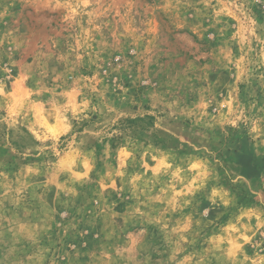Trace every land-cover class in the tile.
<instances>
[{
	"label": "rangeland",
	"instance_id": "1",
	"mask_svg": "<svg viewBox=\"0 0 264 264\" xmlns=\"http://www.w3.org/2000/svg\"><path fill=\"white\" fill-rule=\"evenodd\" d=\"M0 264H264V0H0Z\"/></svg>",
	"mask_w": 264,
	"mask_h": 264
}]
</instances>
